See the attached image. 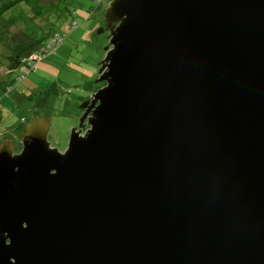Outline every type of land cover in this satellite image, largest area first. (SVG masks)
<instances>
[{"label": "water", "instance_id": "1", "mask_svg": "<svg viewBox=\"0 0 264 264\" xmlns=\"http://www.w3.org/2000/svg\"><path fill=\"white\" fill-rule=\"evenodd\" d=\"M59 151L0 138V264H264V0H110Z\"/></svg>", "mask_w": 264, "mask_h": 264}, {"label": "rangeland", "instance_id": "2", "mask_svg": "<svg viewBox=\"0 0 264 264\" xmlns=\"http://www.w3.org/2000/svg\"><path fill=\"white\" fill-rule=\"evenodd\" d=\"M7 1L0 0V6ZM109 1L104 0L97 9L95 0H28L4 11L0 19L1 28L7 31V38H0L2 87L12 75H20L18 70L8 68L9 56L17 45L20 48L24 45L21 43L36 39L33 29L43 27L45 33L59 34L62 40L61 44L53 47L52 53L37 59L35 70L27 75L23 83L8 95L3 94L0 100V138L13 139L16 151L19 150L16 127L29 123L38 114L50 119V144L61 152L65 150L70 131L77 126L82 114L79 105L97 90L93 91V86L96 85L98 63L103 59L107 46V34L101 33L100 28ZM72 22L77 26L70 31ZM34 91L38 96L47 93L46 97H50L48 109L41 110L38 102L31 105L33 102L20 97ZM14 94H18L19 104L15 103ZM40 98L43 99L42 96Z\"/></svg>", "mask_w": 264, "mask_h": 264}, {"label": "trees", "instance_id": "3", "mask_svg": "<svg viewBox=\"0 0 264 264\" xmlns=\"http://www.w3.org/2000/svg\"><path fill=\"white\" fill-rule=\"evenodd\" d=\"M28 1V0H9L5 3H2L0 6V19L2 18V15L4 13V11H6L7 9L13 7L15 4L17 3H24ZM96 4H97V9L100 7V5L104 2V0H95ZM62 3V2H60ZM60 3L58 5H60ZM58 7V6H57ZM54 11V10H53ZM52 11V12H53ZM2 21V20H0ZM3 26V24H0V28ZM47 26V25H45ZM44 26V27H45ZM76 24L75 22H72L71 26H70V31H72L73 29L76 28ZM45 29L43 27H38L35 28V30L33 29V34L36 37L35 40L28 42V43H21L24 45H21L20 48H14V50L12 51L11 56H9V64H8V68L13 71V70H18L20 72V75H12L9 80H7V84L6 86H1L0 85V91L2 94H0V100L4 95H8L9 92L12 91V89H15L19 84L23 83L25 78L27 77V75L31 72H33L35 70L36 67V63L37 60L34 59H30L31 57L34 56V58L37 59H42L43 57H46L47 55H49L48 53H52L54 51L53 47L57 46L58 44L62 43V40L60 39L61 35L57 34L55 36L54 33H51V31L49 32H44ZM6 29L1 28L0 29V38L1 39H5L7 38L6 35ZM32 48L31 50H28ZM20 69H23L22 71H20ZM26 71V72H24ZM13 79V80H12ZM101 85H95L93 86V91H95L96 89H98ZM45 94V95H44ZM43 95L40 94L38 96L37 92H31L28 95H22L20 97H23V99H28L29 101H31V105L34 104V102H38V107L44 110L48 109L50 106V101L48 100L50 97H46L47 93H44ZM18 94H14V101L15 103L21 102L20 98L18 97ZM43 97L40 98V97ZM34 100V101H33ZM39 115V114H38ZM28 124V123H27ZM26 125V124H25ZM25 125L19 124L16 129H18L17 131H20L21 128ZM0 126H1V119H0ZM1 132V130H0Z\"/></svg>", "mask_w": 264, "mask_h": 264}, {"label": "built area", "instance_id": "4", "mask_svg": "<svg viewBox=\"0 0 264 264\" xmlns=\"http://www.w3.org/2000/svg\"><path fill=\"white\" fill-rule=\"evenodd\" d=\"M54 49V48H53ZM30 59H34V60H37V58H34V56L33 57H31ZM24 72H26V71H24Z\"/></svg>", "mask_w": 264, "mask_h": 264}]
</instances>
